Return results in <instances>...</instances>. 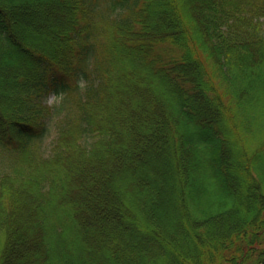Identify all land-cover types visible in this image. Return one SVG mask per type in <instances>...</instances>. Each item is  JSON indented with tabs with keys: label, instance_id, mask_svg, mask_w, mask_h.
Returning a JSON list of instances; mask_svg holds the SVG:
<instances>
[{
	"label": "trees",
	"instance_id": "trees-1",
	"mask_svg": "<svg viewBox=\"0 0 264 264\" xmlns=\"http://www.w3.org/2000/svg\"><path fill=\"white\" fill-rule=\"evenodd\" d=\"M0 264H264V0H0Z\"/></svg>",
	"mask_w": 264,
	"mask_h": 264
},
{
	"label": "rangeland",
	"instance_id": "rangeland-1",
	"mask_svg": "<svg viewBox=\"0 0 264 264\" xmlns=\"http://www.w3.org/2000/svg\"><path fill=\"white\" fill-rule=\"evenodd\" d=\"M42 102L44 105L51 106L55 109V107H57V105L59 104V99L57 97H55L54 94H50V95H47L46 97H44ZM59 120H60V116L55 115V110H54V114L50 119L51 122H49L48 135L41 144L43 149L46 151H49V149H51L53 141L55 140V138L57 136V131H58L57 122ZM153 167L155 168L154 164H153ZM157 171L160 172L159 170H157ZM152 189L155 190L154 187ZM161 201L166 202L167 200L165 197H162Z\"/></svg>",
	"mask_w": 264,
	"mask_h": 264
}]
</instances>
